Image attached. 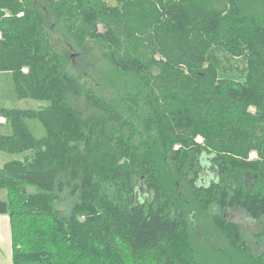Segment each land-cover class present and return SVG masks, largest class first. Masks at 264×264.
Listing matches in <instances>:
<instances>
[{"label":"trees","instance_id":"16d2710c","mask_svg":"<svg viewBox=\"0 0 264 264\" xmlns=\"http://www.w3.org/2000/svg\"><path fill=\"white\" fill-rule=\"evenodd\" d=\"M0 72L13 264H264V0H0Z\"/></svg>","mask_w":264,"mask_h":264},{"label":"rangeland","instance_id":"374dc122","mask_svg":"<svg viewBox=\"0 0 264 264\" xmlns=\"http://www.w3.org/2000/svg\"><path fill=\"white\" fill-rule=\"evenodd\" d=\"M100 31H103V27H99ZM88 55H90L93 59V62L98 66L99 71H109L110 69L106 66H104L100 59H97L94 56V51L92 49H89ZM216 60L220 64V67L223 69V74L227 75L230 78L241 80L243 78V70L245 67V64L241 60L233 59L229 55H227L224 52L218 51L215 52ZM97 63H96V62ZM80 63V61H79ZM73 64L74 67L77 66V60L74 57L73 58ZM73 72L75 74H79L76 70V68H72ZM99 71L95 72L96 77L98 76V79H95L94 77L89 79L87 82L91 85V87H94L97 91L100 93H104L107 91L108 85L105 84L104 79L101 78L99 75ZM45 106L44 102H39L36 100L31 99H20L16 92V85L14 80V75L11 72H0V107L2 108H15V109H21V110H36L41 107ZM27 125L32 131L33 135L37 139H41L46 136V130L45 127L39 122L38 120H27ZM6 119L0 117V132H7L6 128ZM198 141L201 142V139L198 138ZM256 156L252 154V158H255ZM23 156L19 154H8L4 152H0V168H2L6 163L13 161V160H19L22 159ZM144 187V185L142 186ZM1 196L2 198H7V190H1ZM74 199H71L70 197H66V199L58 203V209L61 212H66L64 214H67L68 208L71 206ZM69 202V203H68ZM70 204V205H69ZM226 218L238 225L241 226L243 234L246 236V239L249 244L253 245L255 247L256 240L254 239V235L257 233L259 226L258 223L251 219L247 214L241 210V209H234L229 210L225 214ZM10 219V218H9ZM6 249V251H5ZM4 251H0V254L3 255L4 259H0V264H13L12 262V242H11V234L8 237V246L5 247ZM264 248L260 249L261 251ZM259 247L255 249L256 253L260 252Z\"/></svg>","mask_w":264,"mask_h":264},{"label":"crops","instance_id":"0c3cea01","mask_svg":"<svg viewBox=\"0 0 264 264\" xmlns=\"http://www.w3.org/2000/svg\"><path fill=\"white\" fill-rule=\"evenodd\" d=\"M11 234L10 219L7 215H0V251H4L5 247L8 246V237ZM12 242V234H11ZM6 251V249H5ZM4 259L3 255L0 254V259Z\"/></svg>","mask_w":264,"mask_h":264}]
</instances>
